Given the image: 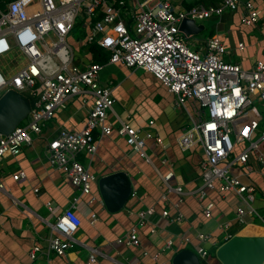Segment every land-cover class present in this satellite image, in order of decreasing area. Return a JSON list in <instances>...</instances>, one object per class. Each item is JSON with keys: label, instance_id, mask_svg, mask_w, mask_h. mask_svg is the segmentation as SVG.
Instances as JSON below:
<instances>
[{"label": "built area", "instance_id": "2783aa9c", "mask_svg": "<svg viewBox=\"0 0 264 264\" xmlns=\"http://www.w3.org/2000/svg\"><path fill=\"white\" fill-rule=\"evenodd\" d=\"M184 2L9 0L6 8L0 10V58L17 49L27 61L26 66L9 80L0 73V98L10 90L25 96L28 92L32 104L28 124L19 125L9 135L0 134V162L19 156L25 145H32L33 135H42L45 123L65 110L71 97H80L84 104L89 98L92 101L82 130H62L47 143L50 165L61 171L81 192L51 226L48 254L64 257L75 247L73 237L82 220L74 209L82 196L90 197V205L97 200L92 186L98 179L79 161V156L87 155L92 160L99 148L95 133L99 131L101 136H110L114 131L107 118L115 99L100 79L105 65H122L150 73L175 96L176 107L187 113L191 125L177 139V144L184 152L200 147L204 153L201 163L203 185L196 198L205 218L214 217L215 204L206 202L209 191L220 195L233 193L245 201L254 200L256 189L242 185L233 170L241 169L249 174L252 171L250 155L259 147L253 138L259 131L262 116L255 99L264 103V63L258 62L251 70H245L240 65L226 62L227 49L218 35L206 41L204 53L192 50L188 42L193 35L183 34L180 28L185 20L198 22L221 18L227 11L240 12L243 25L255 26L261 22V13L253 0H221L218 6L200 4L191 8ZM36 3L40 4L39 12L32 10ZM78 25L84 33L83 47L98 46L108 53L106 64L76 54L69 38ZM244 47L239 44L240 49ZM76 61L80 63L76 64ZM190 102L197 105L196 115L188 108ZM120 124L118 133L126 139L127 145L142 159L150 161L147 142L153 139L155 145L161 142L151 130L154 122L146 128H137L122 120ZM243 144L248 146L235 154L236 146ZM258 161L264 169V155H260ZM162 164L168 165V160L163 158ZM173 176V171L163 176L168 187ZM24 178L25 172L13 176L15 181ZM170 189L179 194L178 202L172 204L176 214L172 216L170 211L164 210L161 217L181 225L186 220L180 210L184 203V188ZM0 190H4L1 181ZM136 195L133 191L132 196ZM162 200L170 203L168 195H163ZM47 205L53 211L51 203ZM250 209L251 215L259 216ZM245 213L241 208L237 211L239 224L245 225ZM156 214L155 207L139 211L138 225L118 239V243L139 247V228L146 226L150 227L152 235L158 234V227L152 220ZM96 220L97 215H92V223ZM230 225L223 224L226 229ZM196 238L199 241L196 254L202 264H209L210 252L203 244L209 242L211 236L199 233ZM177 243L186 246L193 242L190 237L181 235ZM175 244V240L169 239L163 248L170 249ZM41 252L42 248L35 245L29 253L30 259L35 261ZM159 256L153 257L157 264H171L168 261L159 263ZM86 264H103L96 250L90 252Z\"/></svg>", "mask_w": 264, "mask_h": 264}, {"label": "crops", "instance_id": "0c3cea01", "mask_svg": "<svg viewBox=\"0 0 264 264\" xmlns=\"http://www.w3.org/2000/svg\"><path fill=\"white\" fill-rule=\"evenodd\" d=\"M220 2L185 0L184 4L197 3L210 7L218 6ZM253 2L261 13L259 24L245 26L241 22L240 12L229 11L221 18L198 21L201 28L190 41L192 50L204 53L206 41L218 35L227 49L224 56L226 62L240 65L245 70H251L258 62L264 63V0ZM82 39L77 40L75 45L69 43L77 55L87 60L93 56L88 48L83 47ZM241 43L245 45L244 49L239 48ZM100 79L115 99L108 118L114 117L116 126L107 118L113 133L101 136L97 131V154L92 160L87 155L79 156V161L90 168L98 181L92 186L93 196L97 200L90 205V197L82 196L74 209L82 220L79 231L73 237L75 247L64 257L47 253L51 226L61 213L71 207L73 199L80 196L81 192L61 171L50 165L46 147L62 130L80 131L85 127L92 101L89 98L84 104L78 96L71 97L67 101V108L45 123L42 135L33 136L32 145H25L19 156L0 162V181L4 185V190H0V264H86L92 250L97 251L103 264H157L153 258L156 254L160 255L159 263L168 261L172 264L175 255L182 250L197 253L195 247L199 241L196 236L199 233L211 236L203 246L209 250L210 255L214 251V256L216 249L229 236L264 235V169L258 161L260 155H264L262 112L259 131L253 138L259 147L251 153L249 159L252 171L245 174L241 169L233 170V175L242 185L256 189L254 200L245 201L233 193L220 195L209 191L206 202H213L215 207L214 217L207 219L196 198L197 191L203 185L201 163L204 153L200 147L187 152L179 148L177 139L191 122L187 113L176 107L175 96L157 78L142 69L109 64L104 66ZM190 103L196 108L193 102ZM120 120L137 128H146L151 121L154 122L151 130L160 138L161 145H155L154 139L147 142L146 151L150 161L135 153L118 133ZM163 158L168 160V165L162 164ZM169 171H173L174 176L168 182V187L163 176ZM20 172H25L26 178L15 181L13 176ZM118 172L127 173L137 195L131 196L122 211L111 214L100 195L98 182L100 178ZM178 186L183 187L185 193L180 210L186 220L181 225L161 217L164 210L170 211L172 216L176 214L172 204L178 202L179 194L170 188ZM163 195H168L170 203L162 200ZM48 203L53 206V211L49 210ZM148 207H155L157 211L152 220L158 227V234L152 235L150 227H142L139 228V247L119 244L118 239L138 225V212ZM240 208L246 212L243 216L245 225L239 224L237 220L236 213ZM250 208L259 216L251 215ZM94 214L97 220L92 223L91 216ZM226 223L231 224L227 229L223 226ZM181 235L190 237L193 243L186 246L177 243ZM169 239L175 240L176 244L170 249H164ZM35 245H39L43 252L32 261L29 253ZM209 264L220 263L216 257H210Z\"/></svg>", "mask_w": 264, "mask_h": 264}, {"label": "water", "instance_id": "95a60500", "mask_svg": "<svg viewBox=\"0 0 264 264\" xmlns=\"http://www.w3.org/2000/svg\"><path fill=\"white\" fill-rule=\"evenodd\" d=\"M201 26L197 21L185 20L181 32L197 35ZM30 99L14 90L0 98V134L12 133L30 114ZM100 195L111 214L122 211L133 193V184L125 172H118L99 179ZM220 264H264V235H235L215 251ZM172 264H202L199 256L191 250H182L173 258Z\"/></svg>", "mask_w": 264, "mask_h": 264}, {"label": "rangeland", "instance_id": "374dc122", "mask_svg": "<svg viewBox=\"0 0 264 264\" xmlns=\"http://www.w3.org/2000/svg\"><path fill=\"white\" fill-rule=\"evenodd\" d=\"M140 1L143 2L145 0H140ZM170 1L173 2V3H177L178 4L180 0H170ZM187 1L189 2V1H192V0H187ZM33 9L36 10L37 12H39L40 9H41L40 4L39 3H36V5L34 7H32V10ZM83 36H84V33L82 32L81 27L78 25L74 29V31L72 33V37L69 39V42L72 45H75V42L77 40H79V39L81 40L83 38ZM190 41L188 42V46H189L190 49H192V45H191V42ZM81 54H83V51H81ZM26 63H27V61L24 58V56L17 49H14L13 52L11 54H9L8 56H5V57L0 58V73L3 74L4 77L7 80H9L18 71H20L21 69H23L26 66ZM26 96L27 97H30V93L27 92L26 93ZM255 105L258 107V109L260 110V112H262V114L264 115V103L261 102V101H258L257 99H255ZM192 106L193 105L191 103H188V108H190V110L192 111V113L196 114V108H194ZM195 106H197V105L195 104ZM29 121H30V118L27 117L21 123V125L24 126V125L28 124ZM108 121L116 126V120L114 119V117H109L108 118ZM262 135H263V132H262ZM247 146H248V144H243V145L236 146V148H237L236 154H238L240 151H242Z\"/></svg>", "mask_w": 264, "mask_h": 264}, {"label": "trees", "instance_id": "16d2710c", "mask_svg": "<svg viewBox=\"0 0 264 264\" xmlns=\"http://www.w3.org/2000/svg\"><path fill=\"white\" fill-rule=\"evenodd\" d=\"M9 0H0V10H4L6 8V3L8 2ZM197 3L195 4H188V3H185V6L187 8H191L193 6H196ZM90 53L92 54L93 56V61L96 62V63H99V64H106L109 60V55L108 53H105L102 49H100L98 46H92L90 49H89ZM210 257H212L214 259V251L211 252V255ZM205 264V263H203Z\"/></svg>", "mask_w": 264, "mask_h": 264}]
</instances>
